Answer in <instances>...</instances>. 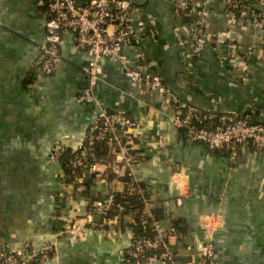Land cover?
<instances>
[{
    "label": "crops",
    "instance_id": "obj_1",
    "mask_svg": "<svg viewBox=\"0 0 264 264\" xmlns=\"http://www.w3.org/2000/svg\"><path fill=\"white\" fill-rule=\"evenodd\" d=\"M46 1L0 0V248L50 242L56 255L47 264L122 263L131 217L103 229L85 219L90 201L112 185L87 172L72 175L50 158L52 146L74 149L83 142L100 105L137 122L126 132L137 158L131 175L154 221L184 228L195 250L210 236L220 264H264V150L248 143L230 157L191 142L173 124V108L143 83L131 84L119 62L103 61L93 89L97 104L77 103L88 84L83 67L90 57L77 47L75 34L63 35L53 73L39 75L33 67L45 36ZM128 1L138 34L123 48L129 68L156 74L201 110L264 122L263 29H253L245 14L230 22L223 2H216L202 20L204 49L194 56L176 39L186 19L172 4ZM244 1L264 10V0ZM253 46L256 53L247 56ZM172 249L178 261L186 258L182 246Z\"/></svg>",
    "mask_w": 264,
    "mask_h": 264
},
{
    "label": "built area",
    "instance_id": "obj_2",
    "mask_svg": "<svg viewBox=\"0 0 264 264\" xmlns=\"http://www.w3.org/2000/svg\"><path fill=\"white\" fill-rule=\"evenodd\" d=\"M165 1L172 4L177 13L186 17L183 32L179 29L175 35L178 43L185 50L189 49L194 56L200 55L204 49L206 34L202 20L216 2H223L230 22L234 23L239 15L245 14L253 29L264 30V10L244 0ZM131 14L132 7L128 0H47L45 36L33 62L35 71L39 75H49L59 67L62 37L71 32L75 34L77 47L90 57L83 67L88 84L76 95L77 103L97 104L93 89L100 80L103 61L119 62L131 84L143 83L148 90L157 93L162 104L173 108V124L184 129L191 142L202 143L210 149H225L230 157L236 156L248 143L256 149L264 150V122L251 121L239 113L203 112L173 94L156 74L128 67V58L123 48L133 44L138 37L131 24ZM225 35L228 37L227 33ZM255 53L254 46L245 51L247 56ZM184 61L189 63L187 55H184ZM136 124L125 111H112L98 105L87 126L83 142L71 149L68 167L70 174L75 175L80 170L112 185L104 196L93 201L87 208L85 219L92 228L103 229L111 222L107 214L118 206L115 199L117 192H142L131 175V168L137 158L133 153L132 142L126 136V132ZM64 149L52 146L50 158L58 161ZM124 175L128 180L120 179ZM117 208L122 209L121 206ZM94 215L100 216L99 222L93 221ZM140 221L144 226L145 220L141 218ZM150 231L151 236L135 237L132 234L121 264H220L208 235L199 249L195 250L194 244L186 242L184 234L174 226L166 228L154 221ZM175 245L185 249L186 259L178 261V255L172 249ZM55 255V245L50 242L39 247L28 243L6 245L0 248V264H47Z\"/></svg>",
    "mask_w": 264,
    "mask_h": 264
},
{
    "label": "trees",
    "instance_id": "obj_3",
    "mask_svg": "<svg viewBox=\"0 0 264 264\" xmlns=\"http://www.w3.org/2000/svg\"><path fill=\"white\" fill-rule=\"evenodd\" d=\"M183 18L186 19L185 16ZM202 111L205 112L204 110ZM180 129L182 130L183 133H185L184 129L182 128ZM210 150L212 151L213 150H223L224 151L225 149L220 148V149H210ZM225 151L226 153H228L227 150ZM71 156H72V150L69 148H65L61 152L59 161H61L66 167H69V161H70ZM77 171L78 173H80V170H77ZM120 179L122 181L128 180V178L125 175L120 177ZM96 199H99V198H93L90 201V204ZM115 199L117 201L118 206H121L122 209L119 210V208H117L118 206H115L114 208L109 210L107 214L109 219L111 221H114L115 219H119V217L121 218L123 216H130L132 219V222L129 225L135 237L151 236L152 233L150 231V227H151L152 222H154L155 219L152 215V212L148 208H146V205H149L148 197L146 196V194L143 192H134L131 194L117 192L115 195ZM141 218L145 220L144 226L141 224V221H140ZM174 227H176V229L179 230L181 233L183 234L185 233L184 228L177 227V226H174Z\"/></svg>",
    "mask_w": 264,
    "mask_h": 264
}]
</instances>
